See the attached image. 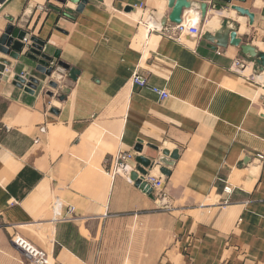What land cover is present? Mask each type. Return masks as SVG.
<instances>
[{"label":"crops","instance_id":"1","mask_svg":"<svg viewBox=\"0 0 264 264\" xmlns=\"http://www.w3.org/2000/svg\"><path fill=\"white\" fill-rule=\"evenodd\" d=\"M187 1L181 21L200 19V39L146 30L142 17L168 18L167 0L0 6V38L11 26L57 56L45 78L26 54L0 51L10 64L0 77V264H32L16 236L50 264H264V71L239 48L202 40L235 31L264 53V0H205L202 17V3ZM16 76L39 85L18 88ZM165 151L177 152L168 176ZM124 152L138 169V158L151 162L163 200L112 176Z\"/></svg>","mask_w":264,"mask_h":264},{"label":"water","instance_id":"2","mask_svg":"<svg viewBox=\"0 0 264 264\" xmlns=\"http://www.w3.org/2000/svg\"><path fill=\"white\" fill-rule=\"evenodd\" d=\"M3 1L5 0H0V4H3ZM57 1L58 3L64 5L67 0H54ZM202 4L200 5V12H201V17L205 15L207 12V5L204 3L205 0H198ZM241 2H244L245 0H240ZM168 2V8L170 9V14L168 18L163 20V23L170 22L171 24L178 25L181 23V17L184 11L190 10L192 3L187 0H167ZM225 2H230V0H225ZM232 10L240 14L241 16H244L248 18L249 24L252 25L254 21V15L250 13L248 10L233 6ZM26 38V33L21 32L18 34L16 38L12 37V27L8 26L6 30L4 31L3 35L0 38V51L2 54L5 56H8L12 60H17L18 57L21 54H26L27 57L36 63L35 70L38 72L41 76L45 78H49L53 72V58L57 59V56L55 55L54 57H48L47 55L43 54V48H44V43L40 42L39 40L33 38L30 40L29 45L24 44V39ZM202 40L210 43V44H215L216 47L218 48H226V46L229 44L230 46L239 48L242 55L253 59L256 63V65L259 68V72L262 73L264 71V53L263 52H258L254 47H252L249 44H243L242 40L237 37V33L235 31L232 32H224L222 34H215V35H210L208 33H205L202 36ZM57 67L67 69L66 66L62 63L56 64ZM10 64L4 60L0 62V77L4 74V71L6 67H9ZM14 86L18 88H23L25 85L27 88H30L32 90H35L38 85L39 81L30 78L27 82L22 80L19 77H16L14 80ZM49 86L51 88H56V85L54 83H50ZM63 94L68 93L67 90L62 91ZM142 150L141 146H137L135 148V151L137 153H140ZM162 158L159 159V163L164 167L161 170V173L165 176L169 175L168 169L172 168L174 166V162L177 160V152H172L169 153L167 151L162 153ZM169 157V160L167 159ZM137 162L141 165V167L137 170V172L140 175H145L146 171H148L151 167V162L148 160H145L143 158H138ZM130 180L135 183V186L140 188L141 190L147 192L150 194V192L147 191V188H145V185L140 181L138 178L137 173H133L130 177Z\"/></svg>","mask_w":264,"mask_h":264},{"label":"built area","instance_id":"3","mask_svg":"<svg viewBox=\"0 0 264 264\" xmlns=\"http://www.w3.org/2000/svg\"><path fill=\"white\" fill-rule=\"evenodd\" d=\"M140 22L141 24H145L146 30L148 32L163 33L177 41H180L186 37L200 39L202 35V30L200 29L199 24L200 19L191 22L181 21L180 24L174 25L167 20L165 23H163L162 20H154L151 15H147L145 18L142 17V21ZM28 43V38L26 37L24 39V44L27 46ZM231 68L235 72H241L246 68V65H244L242 61H234ZM19 78L25 82L28 81L26 76H21ZM13 80H15V77ZM132 81L140 88L148 87L147 80L140 76L134 75L132 77ZM150 89L160 101L166 100L169 97L166 90L164 89L155 87H151ZM137 170L138 168L134 165V153L128 152L117 155L115 159H113L110 168L113 176L119 175L127 180H130V177L133 173H137L138 178L145 185V188H147V191L150 192V194H153L155 197L163 195V181L161 178L148 175L147 172L145 175H140ZM12 243L26 255L32 264H50V259L46 252L37 249L22 237H14L12 239Z\"/></svg>","mask_w":264,"mask_h":264},{"label":"rangeland","instance_id":"4","mask_svg":"<svg viewBox=\"0 0 264 264\" xmlns=\"http://www.w3.org/2000/svg\"><path fill=\"white\" fill-rule=\"evenodd\" d=\"M6 1H7V0L3 1V4H5ZM3 4H0V6L3 5ZM119 154H121V153L116 154V156L119 155ZM116 156H115V157H116ZM115 157H114V159H115ZM111 174H112V172H111ZM112 176H113V174H112ZM116 176H119V175H116ZM162 192H163V190H162ZM164 197H165V195L163 194V195H161V196H157L156 198H161V199H163Z\"/></svg>","mask_w":264,"mask_h":264},{"label":"bare ground","instance_id":"5","mask_svg":"<svg viewBox=\"0 0 264 264\" xmlns=\"http://www.w3.org/2000/svg\"><path fill=\"white\" fill-rule=\"evenodd\" d=\"M262 76V75H261ZM260 82H263V78L262 77H258Z\"/></svg>","mask_w":264,"mask_h":264}]
</instances>
